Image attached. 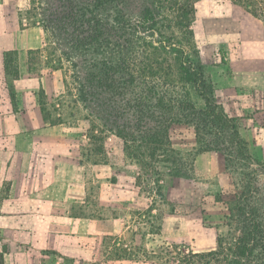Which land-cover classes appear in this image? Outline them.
I'll return each mask as SVG.
<instances>
[{
    "label": "rangeland",
    "instance_id": "374dc122",
    "mask_svg": "<svg viewBox=\"0 0 264 264\" xmlns=\"http://www.w3.org/2000/svg\"><path fill=\"white\" fill-rule=\"evenodd\" d=\"M0 5L8 16L0 62H11L14 73L0 81V102L8 106L0 143L33 133L15 129L7 113L24 97L30 66V74L58 77L53 95L41 99L46 122L63 124L59 133L78 150L76 170L63 172H71V185L61 188L45 187L37 170L23 162L14 170V156H0L6 264H154L137 258L172 246L206 253L217 237L231 240L237 225L242 234L252 230L256 244L246 264H264L262 139L246 145L251 158L243 157L232 126L243 138L246 118L214 119L181 67L203 65L232 119L231 98L246 102V94L264 90V21L230 1L199 0L195 18L175 9L170 23L161 20V37L150 28L156 17L144 14L158 0ZM250 69L258 70L254 82ZM255 114L264 135V109Z\"/></svg>",
    "mask_w": 264,
    "mask_h": 264
},
{
    "label": "crops",
    "instance_id": "0c3cea01",
    "mask_svg": "<svg viewBox=\"0 0 264 264\" xmlns=\"http://www.w3.org/2000/svg\"><path fill=\"white\" fill-rule=\"evenodd\" d=\"M4 13L0 12V35L6 34L1 27L4 25V20L6 22L8 18ZM9 18L12 19V16ZM0 65L3 67L0 72V81L5 82L7 79L5 62H0ZM26 71L27 75L25 80H23L24 85H26L23 90L24 97H22V100L21 98L16 99L15 104L13 103V111H6L12 114L13 125L16 126L15 129L22 130L26 126V129L33 133L27 138L14 137L8 141L1 142L0 156L7 157L8 162H10L11 156H14L10 162L13 164L14 170H18L22 162L25 164V170L32 172L37 170L38 178L44 180L45 187L48 185L47 187L49 188H56L57 186L61 188V183H66L67 187L72 180L71 172L69 174H63V172L66 169L76 170L78 162L77 144L59 133V129L63 124L46 122L48 108L41 103L42 94L48 97V95H53L56 91V84L59 83L58 77L55 75L45 77L43 75L30 74L28 67H26ZM248 73L252 77L251 80H256L255 77L258 76V70L250 69ZM39 89L42 90L41 95L38 92ZM260 89L256 88V91L246 94V102H241V100H238L239 97L234 96L231 98L228 108L231 118H246L242 137L245 138L247 146L251 148L258 146L254 142L259 141L260 137L262 139V147H264V135L259 133L260 127L256 123L255 114L257 110L261 111L264 109V90ZM5 103L0 102V114H3L5 112L3 109L8 107ZM21 117L27 119L26 124H23ZM5 128V124H3V121L1 122L0 118V130ZM262 130H264V126Z\"/></svg>",
    "mask_w": 264,
    "mask_h": 264
},
{
    "label": "trees",
    "instance_id": "16d2710c",
    "mask_svg": "<svg viewBox=\"0 0 264 264\" xmlns=\"http://www.w3.org/2000/svg\"><path fill=\"white\" fill-rule=\"evenodd\" d=\"M199 0H158V8L156 11L152 10V7H147L144 11V14H153L154 18L153 23L150 25L151 29H158V26H165V22H171L168 19L170 12H173L177 9L183 15L188 16L190 18H195L197 9L196 3ZM231 3L241 7L244 11L251 14L255 18H258L264 21V0H226ZM158 16V17H157ZM148 18V17H147ZM164 20V23L161 22ZM169 22V23H170ZM164 24V26H163ZM165 30L171 29L169 27H165ZM158 31V30H157ZM160 36L164 35V32H160ZM163 45L164 48L172 47L177 49H184L181 46L168 42H159ZM11 62H5V71L8 75L12 76L14 73L10 70ZM182 69L184 70L186 77L188 79L189 84H191L195 90L198 92L199 96L203 98L206 103L208 109L213 108L211 111L212 117L214 119H226L229 122H235V118H227V114L225 113L223 107L219 104L217 97L215 96V89L204 71V67L201 63H193V62H185L182 64ZM28 70L30 72V66H28ZM41 97L45 98L44 95ZM42 99V98H41ZM43 106L45 102H42ZM232 129L235 135L238 136L239 142V150L245 152V147L247 143L243 138L240 137L237 126L233 125ZM247 157L246 152L244 154ZM247 158H251L248 156ZM236 227L234 228L233 238L229 240L228 238H220L217 237L216 240V249L206 252V253H189L185 254L183 252H178L177 247L172 246V248H162L159 252H154L153 257L148 256L143 253L144 259L137 258L138 261H149L151 259L156 260L154 264H246L245 261L249 260L252 257L255 245H252L250 241L248 233H240ZM260 230V225L257 226V231ZM239 233V234H238ZM1 242V236H0ZM7 254V249L1 247L0 245V264H6L5 256ZM122 258H125L123 256ZM130 259V258H129Z\"/></svg>",
    "mask_w": 264,
    "mask_h": 264
}]
</instances>
